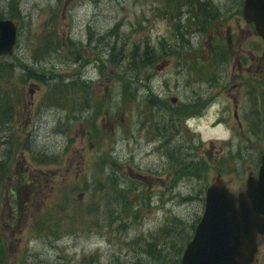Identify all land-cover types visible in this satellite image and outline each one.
<instances>
[{"label":"rangeland","instance_id":"obj_1","mask_svg":"<svg viewBox=\"0 0 264 264\" xmlns=\"http://www.w3.org/2000/svg\"><path fill=\"white\" fill-rule=\"evenodd\" d=\"M242 4L0 0L19 39L0 59V264H180L207 187L243 192L264 152Z\"/></svg>","mask_w":264,"mask_h":264},{"label":"water","instance_id":"obj_2","mask_svg":"<svg viewBox=\"0 0 264 264\" xmlns=\"http://www.w3.org/2000/svg\"><path fill=\"white\" fill-rule=\"evenodd\" d=\"M242 17L264 41V0H244ZM15 26L0 20V56L10 55ZM264 236V152L257 178L234 196L220 179L207 187L204 212L180 264H251Z\"/></svg>","mask_w":264,"mask_h":264},{"label":"trees","instance_id":"obj_3","mask_svg":"<svg viewBox=\"0 0 264 264\" xmlns=\"http://www.w3.org/2000/svg\"><path fill=\"white\" fill-rule=\"evenodd\" d=\"M133 68H135V67H133ZM15 194L17 195V191H15ZM68 203H72L69 198H65V199L62 200V204H68ZM83 215H85V213ZM51 216H52V210L50 209L47 212V214H44V217H43V219L41 221L42 223L39 226L41 229H43V231H45V229H46V233H45L46 236L54 235L60 228L54 223V219L50 218ZM70 218H71V216L66 215L67 221L70 220ZM85 224L93 225V224H95V222H92V223L87 222ZM1 256H4V254H1ZM30 264H41V261L40 260H38V261H36V260L35 261H30Z\"/></svg>","mask_w":264,"mask_h":264},{"label":"flooded vegetation","instance_id":"obj_4","mask_svg":"<svg viewBox=\"0 0 264 264\" xmlns=\"http://www.w3.org/2000/svg\"><path fill=\"white\" fill-rule=\"evenodd\" d=\"M263 69H261V72H262Z\"/></svg>","mask_w":264,"mask_h":264}]
</instances>
